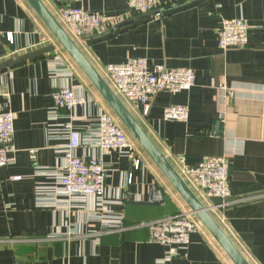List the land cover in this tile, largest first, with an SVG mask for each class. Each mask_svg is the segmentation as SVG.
<instances>
[{"label": "crops", "instance_id": "0c3cea01", "mask_svg": "<svg viewBox=\"0 0 264 264\" xmlns=\"http://www.w3.org/2000/svg\"><path fill=\"white\" fill-rule=\"evenodd\" d=\"M43 1L54 15L62 6H80L110 19L101 35L76 41L100 73L132 58L145 59L150 71H194L191 91L159 93L137 120L173 165L181 156L189 167L206 157L229 159L233 201L218 221L251 264H264V0H163L160 18L133 13L128 0ZM239 18L249 26L248 45L221 49L223 20ZM49 46V54L0 69V113L15 116L16 148L13 163L0 168V264H233L207 231L193 234L171 260L166 246L151 242L143 224L189 209L136 141L129 155L78 151L107 167L102 210L94 199L54 194L57 178L50 174L63 166L65 142L54 126L87 137L111 109L25 0H0V65ZM57 85L76 87L89 104L50 119ZM172 105L187 107L189 122L164 121ZM152 185L165 191V204L130 205L129 198L148 201Z\"/></svg>", "mask_w": 264, "mask_h": 264}, {"label": "built area", "instance_id": "2783aa9c", "mask_svg": "<svg viewBox=\"0 0 264 264\" xmlns=\"http://www.w3.org/2000/svg\"><path fill=\"white\" fill-rule=\"evenodd\" d=\"M60 1L75 4L84 2V0ZM128 5L135 14L153 13L156 18H160L164 1L128 0ZM55 16L75 41L100 35L111 28L110 19L86 12L80 6H62ZM248 33L249 26L245 20L224 19L217 33L219 47L223 50L244 48L248 45ZM6 41L13 44L14 36L7 35ZM101 75L132 115L139 120L150 113L151 103L159 93L177 95L191 91L196 85V75L192 69H168L158 66L154 71H150L147 61L143 58H132L124 64H109ZM52 101L50 119H55L59 113L74 114L79 107L89 104L88 97L80 94L72 85H57L52 92ZM163 119L166 122L187 123L190 119L189 110L180 105L168 106L164 109ZM14 122L15 116L12 112L0 113V168L8 167L14 161L12 158L16 152ZM54 127L56 131L62 132L65 138L61 149L63 166L52 174L44 173L55 175L57 178L58 186L54 194L70 201L94 199L96 208L102 210L106 203L109 177L107 167L102 158H84L78 156V151L85 147H93L99 149L102 154L116 152L119 155H129L135 140L111 110H104L101 113L96 131L90 132L87 137H83L69 125L61 129ZM30 155L34 162L37 161V151L31 150ZM133 161L135 169H139L140 160L133 158ZM174 167L218 221L220 211L233 201L229 159L206 157L196 166L189 167L185 157L181 156L174 160ZM143 226L148 228L151 242L168 248V260L177 256L179 249L191 244L193 234L206 232L197 217L189 210Z\"/></svg>", "mask_w": 264, "mask_h": 264}, {"label": "water", "instance_id": "95a60500", "mask_svg": "<svg viewBox=\"0 0 264 264\" xmlns=\"http://www.w3.org/2000/svg\"><path fill=\"white\" fill-rule=\"evenodd\" d=\"M33 9L39 19L56 39L60 47L66 52L73 63L83 73L91 85L96 89L102 99L115 114L123 127L131 134L135 141L142 147L147 156L159 169L169 184L184 201L189 211L197 217L201 225L220 246L223 252L233 264H251L229 237L225 229L202 203L194 191L185 182L174 165L169 161L165 153L147 134L140 122L132 115L124 103L115 94L101 73L91 63L77 42L73 40L60 24L56 16L51 12L43 0H25ZM101 35V34H100ZM97 36V35H96ZM54 47L49 46L37 51L15 57L0 65V69L10 67L23 61L38 58L53 52ZM166 193L157 185H152L149 191V200L146 202H133L129 198L130 205L140 207H160L165 204Z\"/></svg>", "mask_w": 264, "mask_h": 264}, {"label": "rangeland", "instance_id": "374dc122", "mask_svg": "<svg viewBox=\"0 0 264 264\" xmlns=\"http://www.w3.org/2000/svg\"><path fill=\"white\" fill-rule=\"evenodd\" d=\"M129 133V132H128ZM129 135L131 136V134L129 133ZM132 137V136H131ZM133 138V137H132ZM133 140H135L134 138H133Z\"/></svg>", "mask_w": 264, "mask_h": 264}]
</instances>
